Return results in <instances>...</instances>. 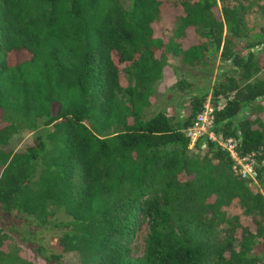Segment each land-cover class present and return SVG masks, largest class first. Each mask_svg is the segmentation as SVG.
Here are the masks:
<instances>
[{"label": "trees", "instance_id": "obj_1", "mask_svg": "<svg viewBox=\"0 0 264 264\" xmlns=\"http://www.w3.org/2000/svg\"><path fill=\"white\" fill-rule=\"evenodd\" d=\"M263 53L264 0H0V145L31 133L0 148V264H35L9 244L19 222L56 229L35 248L47 261L264 264V194L217 141L186 135L211 94L212 131L262 181ZM218 60L210 93L172 86L184 118L150 111L168 69Z\"/></svg>", "mask_w": 264, "mask_h": 264}, {"label": "rangeland", "instance_id": "obj_2", "mask_svg": "<svg viewBox=\"0 0 264 264\" xmlns=\"http://www.w3.org/2000/svg\"><path fill=\"white\" fill-rule=\"evenodd\" d=\"M129 0H123L124 4L128 3ZM174 19V15L171 12H166L164 19H163V25L162 28H169L170 25H172ZM262 58H264V53L261 54ZM228 64L222 63L217 61L215 67L212 70L207 69H200V68H191V67H184L182 70H177L176 75L173 76V70L168 69L166 76L164 78V81L160 84V93H158L157 102L154 106L150 109L151 112H155L157 110L165 111V112H177L180 117L184 118L187 114V103L188 101L186 97L185 99L182 98L180 100H169L170 94L174 92L175 87H172L175 85L178 78H184L187 81L192 82V86L194 88L200 89L205 88L208 90V92H211L212 84L214 83L215 79L220 75L221 72L225 71L227 69ZM258 77H264V68L261 73L258 74ZM126 77H123V82L126 81ZM207 86V87H206ZM159 89V88H158ZM209 102L211 104H214V100L212 99V95L209 94L206 98V102ZM224 103V100L218 99L216 101V104L221 105ZM168 114V113H167ZM1 122V121H0ZM31 137V133L25 132L22 134H16L14 135L9 143L6 146L0 145V148H4L6 150L13 149L17 150L21 148L24 143L28 140V138ZM203 148V147H202ZM194 149V148H192ZM254 184L259 191L264 194V173H263V179L261 180H252L251 182ZM250 183V184H251ZM62 216H64L62 214ZM56 232V229L53 227L49 229H45L42 231H39V233L36 236H29L27 234V226L23 222L16 223L13 225L8 234L10 236V246L11 248H16L17 253L24 257L25 259L31 260L35 264H75L79 261V255L75 252L65 253L63 255V258L59 262H53V261H47L44 259L43 254L36 252L35 248L38 245L47 246L48 242L50 240V237L54 235ZM136 246L139 247L138 254L142 251V244L141 239L137 238L134 243Z\"/></svg>", "mask_w": 264, "mask_h": 264}, {"label": "built area", "instance_id": "obj_3", "mask_svg": "<svg viewBox=\"0 0 264 264\" xmlns=\"http://www.w3.org/2000/svg\"><path fill=\"white\" fill-rule=\"evenodd\" d=\"M214 121V106L207 101L203 104V108L201 112L197 114L194 122L186 129V135L190 140L189 147L193 148L198 141L205 138L215 140L223 149H225L229 153V156L234 162L233 169H236L238 165L239 172L242 176L247 179L256 180L257 175L255 170L253 169V156L247 155L239 157L236 152V140L232 138H228L226 140L218 139L212 131ZM203 145L204 144H202L201 147H203Z\"/></svg>", "mask_w": 264, "mask_h": 264}]
</instances>
